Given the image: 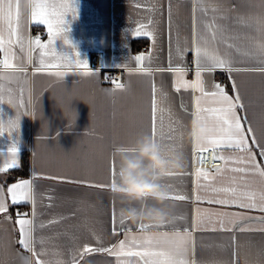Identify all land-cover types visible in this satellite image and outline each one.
Listing matches in <instances>:
<instances>
[{
	"label": "crops",
	"instance_id": "0c3cea01",
	"mask_svg": "<svg viewBox=\"0 0 264 264\" xmlns=\"http://www.w3.org/2000/svg\"><path fill=\"white\" fill-rule=\"evenodd\" d=\"M201 3L207 9L206 12L199 11L194 0H73L76 15L68 13L65 16L66 32L57 37L54 47L58 53L73 62V67L76 59L86 60L95 75H80L75 68L50 70L65 71L63 80H58L50 71L34 74L38 53L33 55V63L27 65L26 82L25 74L13 73L0 67V74L7 77L0 80L5 90V102H0V122H7L18 114L7 103L8 89L12 90L13 100H19L20 90L23 88L25 101V107L19 110L18 130L0 133V166L11 160L9 150L13 146L17 148L19 167L26 156L28 160L26 172L21 176H11L9 171L13 169L0 173V186H3V195L11 205L8 186L22 179L33 181L36 200L33 232L35 248L37 252L48 250V254L42 256V259H62L67 264L76 249L85 244L97 246V238L105 247L124 239L122 231L117 235L112 234L113 207L119 224L120 203L110 189L47 177L108 184L113 146L128 142L140 132L151 135L153 81L158 90L156 139L160 141L165 153L179 151L183 156V167L172 173H188L182 176L164 175L160 178V183L169 189L170 195L193 197L196 187L193 173L196 168H200L195 166L193 142L188 136L190 123L194 118V93L191 89L176 92L173 87L175 74L156 69L168 66L171 52L172 65H187L190 71L185 78L189 81L195 79L194 52L189 51L183 58L176 53L177 43L181 47H193L194 28L195 32L208 40L209 49L231 58L234 67H256L257 60L244 55L243 51L238 52L236 47L229 48L219 40L215 43L211 41L205 24L212 22L213 17L215 24L230 37L228 43L242 50H253L255 42L264 39V31L257 30L260 27L257 20H264V0H201ZM169 4L172 13L171 27L168 19ZM213 7L217 9L215 12ZM194 8H197L195 12ZM22 23L26 24V36L40 35L42 41L47 40L46 29L27 24L26 15ZM138 25H148L155 30V43L150 37L133 35ZM38 28L44 29L45 34L36 33ZM64 36L70 43H65ZM13 51L14 63L21 64L26 60L27 53L21 52L18 46ZM141 53L146 56L151 53L150 61H144V66L153 69L151 76L137 72L130 74V69L137 67L134 57ZM112 72L118 74L116 81L128 85L126 90L117 89L114 94L106 91L114 88L110 77ZM202 75L209 91L212 90L213 83L221 84L232 96L238 91L244 105L238 110L239 114L246 118L244 123L252 127L257 141L264 145V74L252 71L229 74L217 69ZM202 103L208 107L213 106L211 98H206ZM159 109L165 111L161 112ZM29 112L31 114H26ZM170 124L174 131L169 130ZM170 135L173 137L171 140L168 139ZM254 150L258 151L255 146ZM223 154L242 155L231 150H225ZM257 160L264 158L257 156ZM202 168L208 170L214 179L204 181L201 177L200 183L215 187L231 186L233 177L239 182L243 175L231 171L216 174L214 167ZM245 179L252 190L259 191L264 187L259 176L250 175ZM200 195L214 194L200 190ZM169 204L173 209V216H183L185 219L176 221L174 225L154 226L146 230L148 234L171 232L174 228L183 231L185 227H190L197 207L202 214L206 210L207 213L245 211L249 216L264 215L258 210L209 204L206 200L197 204L194 197L187 201L169 198ZM32 208L31 203L10 206L11 220L0 214V264H25L23 258L31 257V253L17 243L18 225L14 221L19 213H27L28 218H32ZM53 220L57 222L49 223ZM41 223L45 227H39ZM125 223L134 234L142 235L137 227L141 222ZM248 226L253 229L261 227L256 222H249ZM211 227L212 225L205 224L202 230L193 233L195 251L191 258L199 264H234L237 260L238 264H264V232H241L238 229L226 232L220 230L218 225L217 230L212 231ZM41 238H44V244L40 243ZM83 264H116V260L106 253H91L85 257Z\"/></svg>",
	"mask_w": 264,
	"mask_h": 264
},
{
	"label": "snow or ice",
	"instance_id": "6c2138e0",
	"mask_svg": "<svg viewBox=\"0 0 264 264\" xmlns=\"http://www.w3.org/2000/svg\"><path fill=\"white\" fill-rule=\"evenodd\" d=\"M194 3L198 5L199 11H207L201 3V0H194ZM23 9L24 11L22 12V0H0V52L3 53V58L0 59V67L5 70H10L13 73L25 74L26 82L27 65L33 63V55L38 53V63L34 68V74L54 69L75 68L76 72L80 75H95L94 71L88 66L86 60L76 59L74 61L75 66L73 67V62L58 53L54 47V42L57 37L66 32L65 16L68 13H71L73 16L76 15V8L73 4V0H59V2H57V0H23ZM196 10L197 8H194V12ZM216 10L217 9L213 7V11L215 12ZM25 15L27 16V24L33 26L39 25L46 29V41H42L40 35L35 37L25 35L26 24L22 23V19ZM168 19L169 26L171 27V4L168 6ZM257 23L260 25L257 30L264 31V20L258 19ZM149 24H151V21H149ZM205 28L209 31L210 39L213 43L219 40L229 48L236 47L238 52L243 51L244 55L256 59L258 64L253 68L234 67V61L231 58L221 56L216 50L209 49L207 46L208 40L201 37L198 32H195L194 28L195 39L193 41V47L189 49L188 47H181L179 43H177L176 53L180 58H183L189 51L194 52L195 79L189 81L185 78L190 71L187 65H172L171 52L168 66L166 68L156 69V71H167L175 74L176 79L173 87L176 92H180L181 89L192 90L194 93V111L192 115L212 132L211 135L204 138L203 142H193L194 158L199 156L200 159H204L205 157L202 154L211 152L213 160L223 161L221 166H214V172L216 174H223L225 171L243 174L240 176L239 182L233 177L231 186L215 187L211 184L200 183L201 177L204 181H209L210 179H214V177L210 176L208 170L202 167L196 168L193 173L196 177V187L193 192V197L197 204L206 200L209 204L233 205L242 210H258L264 213V187H261L259 191L252 190L245 179L250 175L259 176L262 182H264V160H257V156L264 158V145H261L257 141L254 130L251 126L245 125L244 120L246 118L239 114L238 110L243 108L244 105L241 102L238 91L235 96L229 95L225 88L219 83H213L212 90L209 91L206 89L205 80L202 75L206 72L212 73L217 69L224 70L229 74L241 71H252L264 74V39L257 40L253 50H242L236 45L228 43L230 37L226 36L222 28L215 24V17H213L212 22L205 24ZM133 35L150 37L153 43H155V30L150 29L148 25H138L134 29ZM64 39L65 43H70L66 36H64ZM17 46L21 52L27 53L26 60L21 64L13 62L15 58L13 49ZM146 59L150 61L151 53H148L147 56L144 53L136 55L134 60L137 63V67L135 69H130V74H132V72H137L149 76L153 75V69L144 66V61ZM123 67H126V65H123ZM50 74L55 75L58 80H63L66 72L57 70L54 72L50 71ZM3 79H7V77L0 74V80ZM106 79H110V77H106ZM112 83L114 84V88L106 89L109 94H114L117 89L126 90L128 87L127 84L118 82L115 79L112 80ZM235 88V81H233V89L235 90ZM4 91L3 84L0 83V102H5ZM20 91V99L13 100L11 96L12 90H7V103L15 108L18 114L15 118L7 122H0V133L5 131L11 132L19 128V110L25 107L23 88H21ZM157 91L156 84L153 81L151 85V136L154 140L156 139L157 132ZM206 98H211L213 106L208 107L202 103ZM28 103H31V101ZM181 107H183V104ZM159 111L163 112L165 110L159 109ZM26 114L31 113L29 112ZM160 120L162 127L163 116L160 117ZM169 130L174 131L171 124ZM168 139L171 140L173 137L170 135ZM254 146L258 151L254 150ZM225 150L242 153V155L225 156L223 154ZM9 152L11 154V160L6 162L3 166H0V173L19 167L16 154L17 148L13 146L10 148ZM187 174L188 173L184 172H170L166 175L182 176ZM110 176L112 182H114L116 176L115 160L111 162ZM47 178L53 180H67L70 183L87 185L100 189H110L109 184H95L81 179H68L66 177L56 176ZM200 190L211 192L214 195L202 196L200 195ZM3 192V186H0V214H4V218L7 220L12 219V216L9 214L10 206H19L27 203H31L33 206L31 213L32 218H28L27 213H19L14 221V223L18 225L19 239L17 243L31 253V257L23 258L25 264H66L62 259L55 261L42 259V256L48 254L47 249H42L40 252L36 251V240L33 236L36 218V200L33 181L22 179L8 186L7 193L11 199V205L7 202ZM220 194H223V196ZM193 197L187 195L169 196L170 199L179 201H187ZM184 219L185 217L183 216H173L171 220L160 225L141 222L137 227L142 235H136L132 232L131 228L126 226L125 220L122 217L119 218V224H117L116 212L113 207L111 219L112 234L117 235L122 231L124 239H120L115 244L105 247L102 246V242L97 238V246L85 244L82 248L76 249L67 264H83L85 257L91 253H106L115 258L116 264H199L197 260L191 258L195 251V238L193 233L202 230V226L205 224L212 225V231H216L218 225L220 230L226 232H232L236 229L241 232L254 230L264 232V215L249 216L245 211L238 213H207L206 210L205 213L202 214L199 207L196 209V215L193 217L190 227H185L183 231L174 228L171 232H158L153 234H148L146 232L147 229L154 226L174 225L176 221ZM56 222L55 220L49 221V223ZM249 222H256L261 225V227L253 229L248 226ZM39 227L43 228L45 225L41 223ZM40 243H45L44 238H41ZM54 255H58V253H54ZM234 264H238V260L235 261Z\"/></svg>",
	"mask_w": 264,
	"mask_h": 264
},
{
	"label": "clouds",
	"instance_id": "9594fccd",
	"mask_svg": "<svg viewBox=\"0 0 264 264\" xmlns=\"http://www.w3.org/2000/svg\"><path fill=\"white\" fill-rule=\"evenodd\" d=\"M212 132L195 117L188 136L201 143ZM111 159L116 163L115 181L109 177V188L120 203L119 217L136 224L147 222L160 225L170 220L173 209L169 204L170 191L160 178L184 164L179 151L162 150L161 143L147 132L137 133L126 143L113 146Z\"/></svg>",
	"mask_w": 264,
	"mask_h": 264
},
{
	"label": "built area",
	"instance_id": "2783aa9c",
	"mask_svg": "<svg viewBox=\"0 0 264 264\" xmlns=\"http://www.w3.org/2000/svg\"><path fill=\"white\" fill-rule=\"evenodd\" d=\"M36 33L39 34H45V30L42 28H38L36 30ZM2 58V53L0 52V59ZM97 60H99V56L97 55ZM110 77L112 79H117L118 74L116 72H112ZM205 158L204 159H200L199 156L195 157V166L196 167H207V168H211L217 165H221L222 161L220 160H213L212 159V153L208 152V153H204L202 154Z\"/></svg>",
	"mask_w": 264,
	"mask_h": 264
},
{
	"label": "trees",
	"instance_id": "16d2710c",
	"mask_svg": "<svg viewBox=\"0 0 264 264\" xmlns=\"http://www.w3.org/2000/svg\"><path fill=\"white\" fill-rule=\"evenodd\" d=\"M137 45V42H136ZM27 156L23 159L22 164L20 167L13 169L11 171H9L10 175L13 177H17V176H21L24 174V172H26V167H27Z\"/></svg>",
	"mask_w": 264,
	"mask_h": 264
}]
</instances>
